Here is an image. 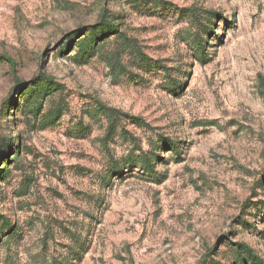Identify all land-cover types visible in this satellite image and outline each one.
<instances>
[{
    "label": "rangeland",
    "instance_id": "1",
    "mask_svg": "<svg viewBox=\"0 0 264 264\" xmlns=\"http://www.w3.org/2000/svg\"><path fill=\"white\" fill-rule=\"evenodd\" d=\"M101 21L134 49L80 59ZM0 59V264H235L237 244L264 262V0H0ZM98 102L145 125L123 117L107 152ZM139 149L161 183L126 163Z\"/></svg>",
    "mask_w": 264,
    "mask_h": 264
},
{
    "label": "trees",
    "instance_id": "2",
    "mask_svg": "<svg viewBox=\"0 0 264 264\" xmlns=\"http://www.w3.org/2000/svg\"><path fill=\"white\" fill-rule=\"evenodd\" d=\"M83 38L79 39L76 42L75 47L77 48L76 56L80 59H85L86 57L91 58L94 55L98 53L99 50V44L108 39L110 36H117L122 39L123 44L130 49H134V45L131 43L130 40L127 38H124L120 32L117 26L111 24L110 22L101 21L96 26L92 27V29L87 30L85 33L81 34ZM73 41V40H71ZM192 46L195 50V53L198 56V61L200 63H204V56L206 55V48L205 44L202 43V41H196L192 40ZM1 60V59H0ZM55 87H57V84L54 83L51 79H49L48 76L42 77L41 83L32 82L29 87L28 94V100H27V107H30L32 110L30 114L33 117L38 116L40 113V108L42 107L43 100L51 95V93L54 91ZM63 108L61 106L57 105L56 107H51L47 114L52 117H59L60 113L62 114ZM95 111L98 115H102L103 118L107 122V132L105 133L104 138L101 140V144L104 148H106V151L109 152V149L107 148L110 139L117 133V127L119 124L123 121V117H128L132 124L143 127L145 124L142 119L136 117V116H128L127 114L114 109L105 106L103 103L98 102L95 106ZM120 134L124 135V132H120ZM160 145L158 147H161L162 149H167L170 151L171 155L174 157V160L178 163L181 162L182 159L180 157V151L179 148L172 142H170L167 139H161ZM155 147V146H154ZM137 150L134 148L132 151ZM155 150L151 149L148 151H143L142 149L138 150V155H135L134 152L129 153L128 157L126 158L127 164H132L137 166L143 174H148L149 177L154 179L156 183H161L163 179L166 177V175L162 176V178L158 179L157 174L155 173V166L157 162L163 161L159 158V156L154 152ZM15 157L17 156L14 155ZM7 159H5L6 161ZM4 163V161H3ZM2 163V164H3ZM6 165V164H5ZM8 170L4 168L0 169V175H3V173H8ZM155 175V176H154ZM1 217V216H0ZM4 220L2 223L5 225V228H9V222L3 218ZM235 251V264H264V262L245 244H237L234 248Z\"/></svg>",
    "mask_w": 264,
    "mask_h": 264
}]
</instances>
